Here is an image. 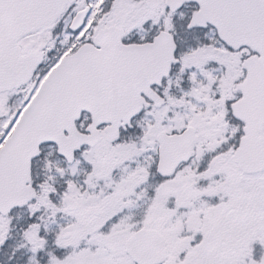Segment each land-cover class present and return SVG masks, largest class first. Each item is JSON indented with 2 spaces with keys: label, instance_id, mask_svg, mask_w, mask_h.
<instances>
[{
  "label": "snow or ice",
  "instance_id": "6c2138e0",
  "mask_svg": "<svg viewBox=\"0 0 264 264\" xmlns=\"http://www.w3.org/2000/svg\"><path fill=\"white\" fill-rule=\"evenodd\" d=\"M0 264H264V0H0Z\"/></svg>",
  "mask_w": 264,
  "mask_h": 264
}]
</instances>
